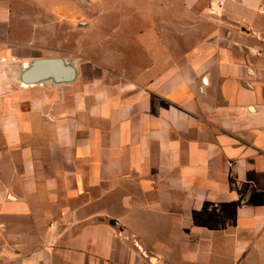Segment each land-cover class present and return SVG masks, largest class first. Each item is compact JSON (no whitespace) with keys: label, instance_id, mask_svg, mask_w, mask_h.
I'll list each match as a JSON object with an SVG mask.
<instances>
[{"label":"crops","instance_id":"obj_1","mask_svg":"<svg viewBox=\"0 0 264 264\" xmlns=\"http://www.w3.org/2000/svg\"><path fill=\"white\" fill-rule=\"evenodd\" d=\"M216 1L176 57L25 86L47 58L0 0V264H264V20Z\"/></svg>","mask_w":264,"mask_h":264},{"label":"rangeland","instance_id":"obj_2","mask_svg":"<svg viewBox=\"0 0 264 264\" xmlns=\"http://www.w3.org/2000/svg\"><path fill=\"white\" fill-rule=\"evenodd\" d=\"M11 1L15 11L24 10L23 27L39 44L40 54L65 58L79 69L123 70L126 59L133 61L136 55L161 53L162 46L171 52L172 41L176 57L219 18L208 11L213 0ZM239 7L255 21L264 20V0Z\"/></svg>","mask_w":264,"mask_h":264},{"label":"water","instance_id":"obj_3","mask_svg":"<svg viewBox=\"0 0 264 264\" xmlns=\"http://www.w3.org/2000/svg\"><path fill=\"white\" fill-rule=\"evenodd\" d=\"M4 63L1 61L0 64ZM78 67L64 58L35 59L24 63L18 73V81L25 86L70 84L77 78Z\"/></svg>","mask_w":264,"mask_h":264},{"label":"built area","instance_id":"obj_4","mask_svg":"<svg viewBox=\"0 0 264 264\" xmlns=\"http://www.w3.org/2000/svg\"><path fill=\"white\" fill-rule=\"evenodd\" d=\"M223 4H224L223 1L211 2L208 5L209 13L213 15L214 17H220L222 13V9H223ZM257 40H260V38H257ZM1 61H4L2 57H0V62ZM1 206H2V199L0 198V209H1ZM4 229H5V225L0 219V235L3 233Z\"/></svg>","mask_w":264,"mask_h":264}]
</instances>
